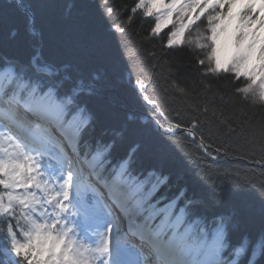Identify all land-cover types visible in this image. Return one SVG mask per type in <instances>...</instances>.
Returning <instances> with one entry per match:
<instances>
[{"label":"snow or ice","instance_id":"obj_1","mask_svg":"<svg viewBox=\"0 0 264 264\" xmlns=\"http://www.w3.org/2000/svg\"><path fill=\"white\" fill-rule=\"evenodd\" d=\"M15 6L31 41L0 52V264H264V183L237 177L225 189L193 167L229 154L201 119L210 112L254 143L212 106L225 92L264 107V0H97L78 26L88 55L74 60L51 54L42 29L35 38L34 0ZM137 18L153 49L189 50L201 103L170 77L133 80L139 53L124 38ZM125 72L133 87L117 92ZM251 158L264 168V141ZM239 198L259 204L258 229L244 226Z\"/></svg>","mask_w":264,"mask_h":264},{"label":"trees","instance_id":"obj_2","mask_svg":"<svg viewBox=\"0 0 264 264\" xmlns=\"http://www.w3.org/2000/svg\"><path fill=\"white\" fill-rule=\"evenodd\" d=\"M27 2V0H26ZM40 7L37 14L36 39H40L39 31L43 30V40L45 47L53 55L60 56L66 60H74L81 56H87L86 42L81 38L78 32L80 17L85 15L90 8H93L97 0H34ZM112 3L113 0H108ZM125 7L134 5L137 0H116ZM123 13L124 9H120ZM0 15L6 17L7 22L3 29H0V52L9 54H24L28 50L31 37L25 28V19L23 13L16 8L15 0H0ZM148 24L145 20L137 18L136 23L129 29L124 38L130 45H135V51L139 53L137 59L130 62L134 66L135 74L141 73L145 77L160 78L170 77L179 82L181 86L189 85L191 100L188 102L201 103L203 101V89L201 84H206L204 78L197 73L196 65L189 55V50H176L169 52L165 49L160 52L159 49H153V46L144 40ZM19 29V35L15 42L8 43L4 41V34ZM143 41V44H141ZM151 49L157 52V60L153 63L159 64V70L154 73L153 63H149L150 57L147 51ZM162 57V58H161ZM96 70L102 73V68L96 66ZM212 79V78H209ZM131 88L133 85L128 83V74L125 72L123 79L118 85L119 88ZM211 88L218 92L215 82ZM215 106L212 111L222 110L226 116L233 117L237 123L243 122L245 136L249 142L245 143L227 135L224 129L213 119L211 112L208 117H201L202 121H208V130L212 136L215 145L228 149L229 154L223 159L212 161L202 159L193 167L199 168L207 173L219 186L227 189L228 184L233 178L247 177L255 182L257 186L264 183V168L255 164L251 158L255 155L256 159L261 156V144L264 141V107L251 104L248 100L230 99L225 92H219ZM211 99V93L208 94ZM184 101H180L184 105ZM181 145L186 147L187 151H194L195 146L191 145L189 140L180 137ZM237 211L244 216V226L248 229H258L261 223L260 207L258 203L243 198L235 199ZM251 204V208L249 205Z\"/></svg>","mask_w":264,"mask_h":264},{"label":"rangeland","instance_id":"obj_3","mask_svg":"<svg viewBox=\"0 0 264 264\" xmlns=\"http://www.w3.org/2000/svg\"><path fill=\"white\" fill-rule=\"evenodd\" d=\"M248 101H249L251 104H254V105H260L258 102H255L252 98H249Z\"/></svg>","mask_w":264,"mask_h":264}]
</instances>
